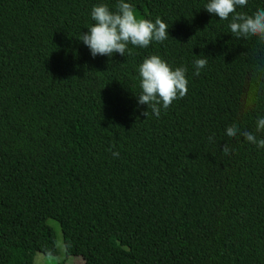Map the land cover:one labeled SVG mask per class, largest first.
I'll return each mask as SVG.
<instances>
[{
    "label": "trees",
    "instance_id": "trees-1",
    "mask_svg": "<svg viewBox=\"0 0 264 264\" xmlns=\"http://www.w3.org/2000/svg\"><path fill=\"white\" fill-rule=\"evenodd\" d=\"M124 2L168 39L93 57L79 37L118 0H0V264L57 256L49 219L86 264H264V148L226 135L264 139V41L235 38L209 0ZM153 55L188 81L158 118L137 98Z\"/></svg>",
    "mask_w": 264,
    "mask_h": 264
},
{
    "label": "clouds",
    "instance_id": "clouds-1",
    "mask_svg": "<svg viewBox=\"0 0 264 264\" xmlns=\"http://www.w3.org/2000/svg\"><path fill=\"white\" fill-rule=\"evenodd\" d=\"M248 0H209L204 9L220 20H226L233 14L230 23V32L235 38L256 37L264 41V9L257 10L252 15L237 12V8L244 7ZM91 18L95 22L88 28V32L82 33L79 40L90 50L93 57L104 55L111 57L113 54L125 56L128 45L147 48L153 41L162 43L169 37L168 25L160 18L155 22L148 19H137L134 8L124 0H118L116 10L112 11L106 4L95 5L91 10ZM206 58L195 60V72L206 67ZM187 69L178 67L175 70L163 61L159 56L153 55L144 59L139 66L141 93L137 96L139 105H146L147 110L142 115L147 117L150 109L158 118L161 110H167L173 101L183 98L187 92ZM259 96V89L253 87L249 90L245 103L252 106ZM264 132V118L257 120L256 133ZM228 137L241 136L245 142L264 148V139H258L253 132L241 130L237 125L226 129ZM211 140L212 138L209 137ZM222 151L227 154L230 149L227 144ZM119 156L118 152H113Z\"/></svg>",
    "mask_w": 264,
    "mask_h": 264
},
{
    "label": "rangeland",
    "instance_id": "rangeland-1",
    "mask_svg": "<svg viewBox=\"0 0 264 264\" xmlns=\"http://www.w3.org/2000/svg\"><path fill=\"white\" fill-rule=\"evenodd\" d=\"M47 224L53 229L57 240V256H46L37 253L33 264H86L81 256H67L60 225L49 219Z\"/></svg>",
    "mask_w": 264,
    "mask_h": 264
}]
</instances>
